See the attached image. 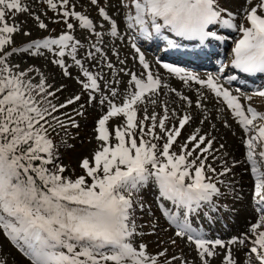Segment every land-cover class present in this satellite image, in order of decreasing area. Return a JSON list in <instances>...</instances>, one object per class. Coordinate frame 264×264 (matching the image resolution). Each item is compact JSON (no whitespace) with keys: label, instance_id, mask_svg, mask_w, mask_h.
I'll return each instance as SVG.
<instances>
[{"label":"snow or ice","instance_id":"6c2138e0","mask_svg":"<svg viewBox=\"0 0 264 264\" xmlns=\"http://www.w3.org/2000/svg\"><path fill=\"white\" fill-rule=\"evenodd\" d=\"M83 2L97 11L96 20L73 10V0H44L47 9L58 13L53 22H62L66 30L57 38L48 36L8 51L7 47L15 43L13 34L21 31L15 23L9 24L8 18L13 13L29 16L33 13L21 0H0V229L3 235L19 245L29 264H188L186 259L176 255L169 259L167 250L152 255L146 245L133 243L138 235L132 218L134 193L139 192L149 178H154L160 196L181 210L183 220H177L174 214L169 218L179 229L175 235H187V240L194 245L200 264H211L216 256L220 257V264H238L229 247L236 244L253 254L252 264H264V231H258L264 226V215L247 230L254 237L250 248L247 234L225 243L221 239L205 238L187 223L190 212L202 204H212L214 198L221 195L217 185L223 181L213 182L214 176L226 177L231 169L226 160L219 172L206 163L213 140L200 135L199 129L179 144L178 152L173 151L185 127L196 119L192 114L177 116L175 110L169 114L168 107L164 106L162 114L153 111L149 115L145 107L140 117V106L149 101L155 105L157 101L152 97L158 96L167 85H162L161 78L153 74L134 40L131 48L137 53L142 71L138 75L119 68L120 73L129 77L122 96L116 87L121 83L119 79L112 82L102 76L103 68L99 64L91 65L100 67L95 73L85 67V62L103 58L109 74H116L114 64L101 47L107 45L105 32L124 41L120 29L136 32L145 39H150L152 33L167 30L203 44L215 37L212 29L220 25L241 33L232 49V67L246 74L264 73V0H246V24L241 25L231 22L234 16L223 7L222 0H116L119 17L106 11L112 8L111 0L106 6H101L102 0ZM224 13L228 19H222ZM33 21L40 30L48 29L40 16H33ZM74 28L84 30L81 38L91 36L95 41L90 44L93 51L87 53L84 61L78 58L83 48L81 40L69 34ZM23 35L28 36L30 32ZM168 44L174 46L171 40ZM40 50L55 57L49 63L58 67L64 78L72 79L69 69L73 65L78 67L77 76L82 79L77 83L81 92L88 93V103L93 104L97 100L95 94L99 93V105L106 108L94 128L100 147L91 160L84 158L80 162L85 175L75 179L63 175L66 169L57 163L52 137L57 128L66 127L56 113L78 103L81 95L73 94L65 102L53 104L50 97H55L64 85L52 90L43 72L33 67L21 68L19 64L10 66L8 60L18 52L48 60ZM112 55L117 57L119 65H125L126 61L119 59V52L113 51ZM163 68L183 84L199 86L195 102L188 95L176 93L187 106L194 104L195 109L202 108L206 99L201 94L202 89L226 105L245 134L243 144L255 181L254 196L258 204L264 205V113L251 106L245 108L240 98L223 87L217 77L208 75L202 79L185 68L169 64H164ZM34 76L39 77L36 83H33ZM106 90L109 95H104ZM170 91L175 92V89ZM252 95L264 98V90H256ZM251 98L247 96L246 100ZM184 108L185 104H181L182 112ZM83 114L77 112V115ZM113 119L118 123L110 129L108 125ZM68 120L72 127H78L70 116ZM154 141H162V144ZM175 243L173 240L172 244ZM0 264H7L3 255H0Z\"/></svg>","mask_w":264,"mask_h":264},{"label":"rangeland","instance_id":"374dc122","mask_svg":"<svg viewBox=\"0 0 264 264\" xmlns=\"http://www.w3.org/2000/svg\"><path fill=\"white\" fill-rule=\"evenodd\" d=\"M21 2L24 7H28L32 10L33 16H40L41 20H43V22L48 25V29L40 30L34 23L33 16H29L26 13H13L12 16L8 18V23H15L21 28V31L13 34L12 39L15 43L8 46L6 50L10 51L12 47L23 48L26 47L28 43H31L34 40H39L40 37L57 36L58 34H63V32L66 30L65 25L62 22H53V20L57 19L58 13L47 9L44 0H21ZM73 3L75 4V8L73 10L81 12V14L84 15H89L90 19L96 20L97 11L94 8H90L87 3L83 2V0H73ZM108 3L109 0H102L101 6H106ZM111 3L112 8H106V11H108V13L113 17H119L121 13L116 10V0H111ZM222 4L223 7L234 16V19L231 21L232 23L236 25L246 24L244 19L246 0H222ZM226 18H229L228 15L224 16V19ZM70 22L76 23L74 21ZM83 31L84 30L74 28L69 32V34L73 35L75 39H80L81 43L83 44V48L79 50L78 54V58L82 59V61L85 60L88 52L93 51V49L90 47V44L95 42L94 38L91 36H85L81 38V32ZM23 32H30V35L25 36L23 35ZM120 35L125 37L124 41L112 38L108 36L107 32H105L104 36L107 41V45H101L105 56L110 58V62L114 64L116 71L115 75L109 74V70L106 66H104L103 58L96 62H85V67L90 68V70L95 73L100 71V67H94L91 65L99 64L103 68V70L100 72L102 76L112 82L119 79L121 83L116 85V87L118 93H120L122 96L125 94L126 82L128 81L129 77L123 73H120L119 68L124 67L126 71H131L137 73L138 75L141 73L142 68L138 63L137 54L132 50L129 44V33L123 29H120ZM238 39L239 38H237V40ZM235 42L236 41L232 43V48L234 47ZM31 51L36 50L32 49ZM40 51L48 56V60H45L43 56L37 59L28 53L20 52L13 53L8 58V60L10 66L19 64L21 68L26 69L28 67H33L43 72L47 77V82L52 85V90L64 85L62 91L57 92L55 97H50L53 104L59 105L60 103L65 102L66 99L73 94L81 95L82 98L78 103L60 110V114L64 111H67L66 121L68 123L64 122L66 127L63 129L57 128L61 130L60 137L62 140L59 141V143L58 141L54 140L56 145V153L58 156L57 163L64 166L66 169L63 175L65 177L75 179L78 176L85 175L83 169L79 167L80 162L84 158L91 160L94 152L100 147V142L95 139L96 133L94 128L96 127V121L101 115L104 114L106 108H102L99 105V93L95 94L97 100L93 104L88 103V93L81 92L80 85L77 83L78 79H82V77L77 76V73L80 71L78 67L73 65L69 69L73 73L72 79L64 78L61 75V70L49 63V61L55 57L52 54L47 53L46 50ZM113 51L119 52V59H124L126 61L125 65L121 66L118 64L117 57L112 55ZM145 60L150 65V69L153 74L161 78L162 85H167L168 87L170 81H174L175 83L179 82L181 88H179L178 92H173L170 91L171 87H162L160 94L158 96L152 97L157 101L155 105L149 101L146 104L140 106V117L142 118V110L145 107L148 110V114L151 115L153 111L158 114H162V108L167 106L169 109V114L175 110L177 116L190 113L196 118L185 127L183 134L178 139L177 145L174 146L173 151L178 152L179 144L182 143L187 136L193 134L197 129H199L200 135H205L207 139L213 140V149L211 154L208 155L207 164L211 165L213 168H216L217 172H219L222 170L224 161L226 160L231 171L226 177L214 176L213 182L216 180L223 181V183L220 184V190L224 195L222 199L217 200L221 197V195L215 199V201L218 203L220 202L218 209H212L213 214H211L209 212V207L203 206V209L206 211V213L203 214L204 211L197 213L198 216H205L206 214L209 217V219L206 220V223H211L213 225V228L216 230V234L220 236H226V238L222 237V240L225 243L233 238L238 239L241 233H247L246 229L249 228L248 225L251 223L254 224L253 222L256 221L258 216L253 205V202L255 203L257 200V198L254 196L253 184H250L248 178L246 177L249 167L246 166V163L243 161V150L240 148L241 137L245 136L242 128L239 126L236 119L231 115L226 105H224L221 100L213 96L211 93L207 92L206 89L201 90V94L206 97L202 108L195 109L194 104L191 107L187 106L186 102L181 101L176 93H179L180 95H188L189 98L195 102V100L198 99L196 89L199 86L195 84L185 85L176 77V79L174 78V80L172 79L166 82V77H171L172 75L166 72L164 68L157 65L156 60L149 58H145ZM67 62L69 64L72 63L70 58H67ZM185 64L186 63H183L182 65ZM218 69H215L214 72H219L220 78L227 79L229 77L228 75L231 71L227 69V64L221 63ZM207 76L208 74H206V77ZM164 77L166 78V81ZM38 79V76H34L33 83H36ZM231 84L238 85L237 79L233 80ZM184 85L192 88V90L188 87H185ZM168 92H170V94ZM253 93L254 92L252 91H244L242 98H240L241 103L243 105L249 104L256 106L259 109V112L264 113V103L262 99L252 95ZM104 95H109V92L106 90ZM247 96L252 97L250 101L246 100ZM116 102H119V98H117ZM181 104H185L183 112L180 110ZM81 105L84 107L81 108ZM77 112H83L84 114L77 115ZM69 116L76 122L78 127L71 126V123L68 120ZM200 120H204L205 122L200 123ZM117 123L118 120L113 119L109 122L108 127L111 129L115 127ZM171 123L172 121L170 120L169 124L171 125ZM154 142L162 144V141ZM221 145L224 147L221 148ZM232 149V152L236 151V154H234L235 156L231 152ZM207 175L214 174L208 173ZM142 188L144 190L140 191L141 193H134L135 201L138 202L139 198H141V201L138 205L140 213L137 215L133 214L132 216L135 218L134 221L136 224V231L138 233V235H136L134 238L133 243H141L146 245L147 252L152 255L159 253L161 250H167V256L169 259H171L173 255H176L177 257L186 259L188 264H200L197 252L194 250V245H191L188 240H185V237H177L175 232L171 231L168 227V225H171V220L169 218L164 219L163 213L161 214L163 215L162 218L157 212V210L159 211L160 209L156 210L155 205L153 204V191L152 189L149 192L147 191L150 189V185H145ZM156 188H158L157 184ZM168 201L169 200L164 199L163 197L159 198V202L163 205V207L167 210L171 207L172 215L177 214L179 218L180 215H182L181 210L178 209L172 201L169 202V205H166ZM218 203L214 204L213 202L212 205H218ZM246 208L250 210V217L245 215L247 214ZM191 214H193V212ZM252 216H255V218H251ZM208 229L211 231L212 227H208ZM210 239L218 238L210 237ZM173 240L176 242L174 245L172 244ZM229 247L233 248V246ZM217 251L223 252V250L220 249ZM245 251L246 248L244 247L240 252L245 254ZM0 255H3L7 261V264H29L27 256L24 254V252H22L13 242L8 240L3 235L2 229H0ZM234 258L238 261V264L242 262V260L237 259L236 257ZM159 259L163 260L162 257ZM253 260L254 259H248L246 263L252 264ZM173 264H178V262H173ZM211 264H220V257H213L211 259Z\"/></svg>","mask_w":264,"mask_h":264},{"label":"bare ground","instance_id":"6f19581e","mask_svg":"<svg viewBox=\"0 0 264 264\" xmlns=\"http://www.w3.org/2000/svg\"><path fill=\"white\" fill-rule=\"evenodd\" d=\"M175 53V52H174ZM150 56V55H149ZM161 58L164 60V61H166V62H168V63H172V65L173 64H178V65H181V66H187V67H189V68H193V67H195V66H193L194 64H193V62H191V61H188V60H175V59H170V58H168V57H166L165 55H161ZM213 58V55H210V57H209V61L211 60ZM183 63H186L185 65H182ZM166 71V70H165ZM167 72V71H166ZM258 74H262V73H258ZM203 76L204 77H206V74H203ZM165 78V77H164ZM166 78H167V81H166ZM165 78V81L166 82H168V80L170 81V80H174V78H175V76H171V77H166ZM251 78H254V79H258L259 77L257 76V75H255V76H253V77H251ZM176 79V78H175ZM176 81V80H175ZM174 81H170V84H168V87L167 88H169V87H171V89H175V91H177L178 92V90H179V88H181L180 86V84H179V82L177 83H173ZM232 82V81H231ZM165 83V82H164ZM167 84V83H166ZM238 85L240 86V87H248V85H245V84H241V83H239L238 82ZM250 87V86H249ZM165 92V91H164ZM169 94H170V92H168ZM166 94H167V92H166ZM170 96V95H169ZM235 141V140H234ZM234 143V142H233ZM240 145H241V143H240ZM232 147V146H231ZM235 148V147H234ZM240 148H241V150H242V146H240ZM233 151V149L231 150V152ZM233 153V155L234 154H236V151L235 152H232ZM231 156H232V154H231ZM235 156V155H234ZM233 156V157H234ZM247 209V208H246ZM245 209V210H246ZM246 213L247 214H245V215H247V217H250V210L249 209H247L246 210ZM251 218H255V216H252ZM246 227V226H245ZM248 230V228L246 229V231ZM216 234V233H215ZM222 237H224V238H226V236H222ZM237 245H239V244H236V245H234L233 247H234V255H236V258L237 259H240V260H243V256H241V254H240V252H239V250L238 249H236V247H237ZM250 264V263H249Z\"/></svg>","mask_w":264,"mask_h":264},{"label":"trees","instance_id":"16d2710c","mask_svg":"<svg viewBox=\"0 0 264 264\" xmlns=\"http://www.w3.org/2000/svg\"><path fill=\"white\" fill-rule=\"evenodd\" d=\"M61 130L57 129V133L53 135L52 139L58 141L60 139Z\"/></svg>","mask_w":264,"mask_h":264}]
</instances>
